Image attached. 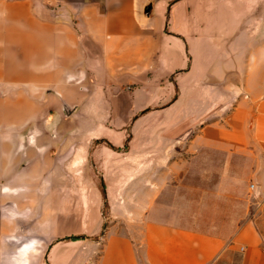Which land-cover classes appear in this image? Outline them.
Masks as SVG:
<instances>
[{"label":"crops","instance_id":"obj_1","mask_svg":"<svg viewBox=\"0 0 264 264\" xmlns=\"http://www.w3.org/2000/svg\"><path fill=\"white\" fill-rule=\"evenodd\" d=\"M257 7L0 0V264H264Z\"/></svg>","mask_w":264,"mask_h":264},{"label":"rangeland","instance_id":"obj_2","mask_svg":"<svg viewBox=\"0 0 264 264\" xmlns=\"http://www.w3.org/2000/svg\"><path fill=\"white\" fill-rule=\"evenodd\" d=\"M251 1V0H250ZM256 3H258V7H257V10H258V14L260 17H264V0H252V5L254 6ZM250 9V8H249ZM250 11V10H249ZM246 28H252V29H255V28H258L259 30H264V20H259L258 22H249V23H245L244 25ZM261 41H264V39H260V42ZM66 118H63V122H62V126H78L79 128L83 127L84 126V119H78V118H70L68 119L67 121H65ZM36 123L37 124H43V119H37L36 120ZM58 124V123H57ZM56 125V123H55ZM164 125H170V121H166V123ZM99 126L101 125H96V127L99 128ZM171 136H174V135H170L169 137ZM136 138H137V135H136ZM64 142H66L65 140H63ZM135 144H137V139L135 140ZM82 160V157H76L75 159L72 160V166L70 165H67L65 166L63 169H62V172L64 173H72V174H83V173H87V174H92L94 172H96V169L95 168H92L90 165H89V160L85 161L84 165L80 166V161ZM64 185H66V188L67 189H79V188H82V189H93V188H99L101 189V184L98 183V182H89V183H86V182H66V183H63ZM84 200V203H86V201L88 202L90 199H86V198H83ZM104 201V199H102ZM84 210H86L87 212V209L84 208ZM85 214V213H84ZM111 214L108 212V206L106 205V203H104V206L102 208V219L104 220L103 222V226L102 227H105L106 224H107V221H108V218ZM109 218H112V216H110ZM100 235H94L93 237L94 238H97L99 237Z\"/></svg>","mask_w":264,"mask_h":264},{"label":"built area","instance_id":"obj_3","mask_svg":"<svg viewBox=\"0 0 264 264\" xmlns=\"http://www.w3.org/2000/svg\"><path fill=\"white\" fill-rule=\"evenodd\" d=\"M250 187H253V185H250Z\"/></svg>","mask_w":264,"mask_h":264}]
</instances>
